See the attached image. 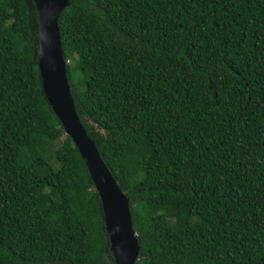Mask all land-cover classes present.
Listing matches in <instances>:
<instances>
[{
    "label": "trees",
    "instance_id": "obj_1",
    "mask_svg": "<svg viewBox=\"0 0 264 264\" xmlns=\"http://www.w3.org/2000/svg\"><path fill=\"white\" fill-rule=\"evenodd\" d=\"M68 2V84L129 199L134 264H264V0ZM37 43L33 1L0 0V264H114Z\"/></svg>",
    "mask_w": 264,
    "mask_h": 264
},
{
    "label": "water",
    "instance_id": "obj_2",
    "mask_svg": "<svg viewBox=\"0 0 264 264\" xmlns=\"http://www.w3.org/2000/svg\"><path fill=\"white\" fill-rule=\"evenodd\" d=\"M38 18L37 66L44 95L72 139L99 197L109 251L114 264H134L139 243L126 194L87 135L74 106L68 84L57 20L68 0H32Z\"/></svg>",
    "mask_w": 264,
    "mask_h": 264
},
{
    "label": "clouds",
    "instance_id": "obj_3",
    "mask_svg": "<svg viewBox=\"0 0 264 264\" xmlns=\"http://www.w3.org/2000/svg\"><path fill=\"white\" fill-rule=\"evenodd\" d=\"M67 61V60H66ZM67 63H68V61H67ZM67 65V64H66ZM70 86V85H69ZM64 131V130H63ZM65 133V132H64ZM66 134V133H65ZM67 135V134H66Z\"/></svg>",
    "mask_w": 264,
    "mask_h": 264
},
{
    "label": "rangeland",
    "instance_id": "obj_4",
    "mask_svg": "<svg viewBox=\"0 0 264 264\" xmlns=\"http://www.w3.org/2000/svg\"><path fill=\"white\" fill-rule=\"evenodd\" d=\"M169 222H172V220L168 219Z\"/></svg>",
    "mask_w": 264,
    "mask_h": 264
}]
</instances>
